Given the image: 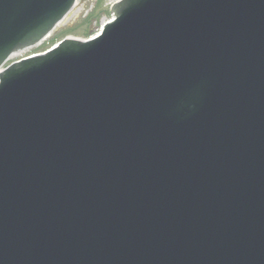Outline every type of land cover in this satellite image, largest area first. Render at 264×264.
Instances as JSON below:
<instances>
[{"label": "water", "instance_id": "water-1", "mask_svg": "<svg viewBox=\"0 0 264 264\" xmlns=\"http://www.w3.org/2000/svg\"><path fill=\"white\" fill-rule=\"evenodd\" d=\"M76 1L0 0V66ZM114 10L0 75V264H264V0Z\"/></svg>", "mask_w": 264, "mask_h": 264}, {"label": "rangeland", "instance_id": "rangeland-1", "mask_svg": "<svg viewBox=\"0 0 264 264\" xmlns=\"http://www.w3.org/2000/svg\"><path fill=\"white\" fill-rule=\"evenodd\" d=\"M116 0H83L76 8L68 26H61L56 38L46 41L33 52L42 53L66 37L90 39L101 32L108 19H112L111 4Z\"/></svg>", "mask_w": 264, "mask_h": 264}, {"label": "bare ground", "instance_id": "bare-ground-1", "mask_svg": "<svg viewBox=\"0 0 264 264\" xmlns=\"http://www.w3.org/2000/svg\"><path fill=\"white\" fill-rule=\"evenodd\" d=\"M107 23V21L104 23V25Z\"/></svg>", "mask_w": 264, "mask_h": 264}]
</instances>
